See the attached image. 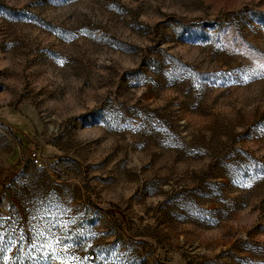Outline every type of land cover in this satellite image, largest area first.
Listing matches in <instances>:
<instances>
[{
	"label": "rangeland",
	"instance_id": "1",
	"mask_svg": "<svg viewBox=\"0 0 264 264\" xmlns=\"http://www.w3.org/2000/svg\"><path fill=\"white\" fill-rule=\"evenodd\" d=\"M0 264H264V0H0Z\"/></svg>",
	"mask_w": 264,
	"mask_h": 264
},
{
	"label": "built area",
	"instance_id": "2",
	"mask_svg": "<svg viewBox=\"0 0 264 264\" xmlns=\"http://www.w3.org/2000/svg\"><path fill=\"white\" fill-rule=\"evenodd\" d=\"M35 162H37V163H38V162H39V160H38V159H35Z\"/></svg>",
	"mask_w": 264,
	"mask_h": 264
}]
</instances>
